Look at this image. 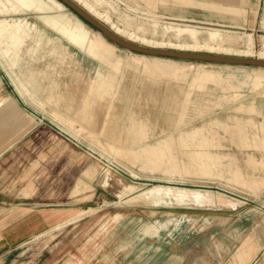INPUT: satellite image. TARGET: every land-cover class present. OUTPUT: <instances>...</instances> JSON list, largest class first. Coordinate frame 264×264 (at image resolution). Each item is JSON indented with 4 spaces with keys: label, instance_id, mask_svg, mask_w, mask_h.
Segmentation results:
<instances>
[{
    "label": "rangeland",
    "instance_id": "374dc122",
    "mask_svg": "<svg viewBox=\"0 0 264 264\" xmlns=\"http://www.w3.org/2000/svg\"><path fill=\"white\" fill-rule=\"evenodd\" d=\"M86 2L137 45L264 60V0ZM2 17L35 24L24 42L43 37L14 63L12 54L0 57V136L31 124L0 155L8 166L2 199L29 202L22 213L44 222L8 264H264V82L254 83L264 70L137 54L75 16L90 39L115 47L114 68L34 15ZM229 127L242 133L234 138Z\"/></svg>",
    "mask_w": 264,
    "mask_h": 264
},
{
    "label": "bare ground",
    "instance_id": "6f19581e",
    "mask_svg": "<svg viewBox=\"0 0 264 264\" xmlns=\"http://www.w3.org/2000/svg\"><path fill=\"white\" fill-rule=\"evenodd\" d=\"M72 1L74 3H76L78 6H80L82 9H84L88 14H90L96 20H98L101 23H103L104 25L108 26V28H110L114 33H116L120 37H123V38H125L131 42H136V40L133 39L134 37L132 38V35H130V36L124 35V32H121L118 29H116L111 23H109L107 18L100 16L96 12V10L86 2V0H72ZM63 7L64 6L56 0H0V15H6L9 13H12V14L29 13L31 15H34L36 17V19L41 24H43L47 29L51 30L56 35L62 37L64 40H66L69 44H71L75 48H77L79 50H83L88 55L99 60L102 63V65L103 64L108 65V64L112 63L114 68H117L118 61L114 58V54H113V48H115V47H111V48L107 47L106 45H104V41L96 35H93V38L90 39V31L88 29H86L85 24L83 22L79 21L70 12H63L62 11ZM34 26H35V24H31L28 21H26L25 19L8 20V19H6V17L0 18V47L2 45L5 46V48L3 50L0 48V57L2 58L4 55L5 56L7 55L6 57H8L9 55L12 54V55H14V58H15L14 61L12 62V63H14L16 61V57L18 56V54L20 52L21 46L24 43L25 38H27L28 33L31 31V29ZM177 32H179V31H177ZM188 33L192 36L195 34V32H193V31H189ZM125 34H126V32H125ZM142 44H145V43H142ZM172 49L174 51L177 50V51L181 52V51H189V50L194 51L197 48L194 46L193 47L173 46ZM212 50L213 49L210 48L208 52H212ZM2 54H3V56H2ZM260 58L264 59V53L260 55ZM257 60H259V59H257ZM11 67H9V68H11ZM11 69H8V70L10 71ZM258 69L264 70L261 68H258ZM102 78H104V76H103L101 70H98L97 71V78H96L97 84L101 81ZM16 82L17 81H15L13 83L15 85V88H17V90H18L19 87H17V85L15 84ZM263 82H264V76L255 77V79H254V83L256 86L261 85ZM18 91L22 95V91H20V90H18ZM236 126H238V125L236 124ZM229 128H228V130H229L230 136H233L234 138H235V136H238L242 133V130H241L242 128H240V127L238 129V132L236 129L237 127L235 128L236 131L232 130L234 128H230V129ZM198 134H199V130H194L190 133H186L185 138H192ZM157 148L158 147H156L155 149L158 150L159 148L158 149ZM146 151H148V150L146 149ZM144 152H145V148H144ZM156 152L158 153L161 151L158 150ZM157 153L153 152V154H157ZM139 154H138V156H139ZM160 154L161 153H159V155ZM140 157H142V156L140 155ZM147 157H148V155H147ZM147 157L145 156V158H147ZM197 157L198 158H196V159L199 160L198 163H201L203 165L204 159L202 158V156L198 155ZM152 158H158V156L153 155ZM137 159H138V157H137ZM155 161H157V160H155ZM250 161H251V159L249 160V164H250ZM252 161L254 163V158L252 159ZM152 162L153 161H151V163ZM146 164H147V162H146ZM154 164H156V163L154 162L153 165ZM154 166H156V165H154ZM157 167H159V166H157ZM202 192H204L207 197L210 196L213 199L214 198L217 199V201L219 199L222 200L224 202L225 206H235L234 202L225 200L221 194L215 196L211 191L202 190ZM143 194H145V192H142L140 195L144 196ZM211 198H209V199H211ZM197 199L199 200L201 198L198 197ZM203 200H204V198H203ZM208 201L210 202V204H212L210 200H208ZM152 202H157V201H152ZM178 202H181V201H178ZM201 202H203V201H201ZM219 202L220 201H218L217 204ZM219 204H221V202ZM199 205H201V204H199ZM246 250L248 251L249 248ZM246 253L243 252L242 250H239V252H237V255H236L237 260H240L244 255L248 254V253L247 254ZM243 259H244V257H243ZM243 259H241V260H243ZM246 259H245V261H246ZM239 262L240 261H238V263ZM246 263L247 262H245L244 264H246Z\"/></svg>",
    "mask_w": 264,
    "mask_h": 264
},
{
    "label": "crops",
    "instance_id": "0c3cea01",
    "mask_svg": "<svg viewBox=\"0 0 264 264\" xmlns=\"http://www.w3.org/2000/svg\"><path fill=\"white\" fill-rule=\"evenodd\" d=\"M28 35H29V33H28ZM37 37H38V39H36V40L33 37L28 38L23 43V45L21 46L20 51L22 50L23 47L26 46V43L29 40H32L33 42L36 41V44H34L33 48H27L26 50L32 51V52L34 50H37V48L39 47V44H40V42H42V38H43V37L41 38L40 34ZM58 37H60V36H58ZM60 38H62V37H60ZM64 41H66V40H64ZM66 43L68 45H70L71 47L75 48L74 46L69 44L67 41H66ZM46 44H52V39L46 38ZM75 49L78 50L79 52L83 53L84 55H86L91 60H95V61H97V63H99V61L97 59L88 55L83 50H79L77 48H75ZM54 50L55 49L52 48L51 51H53V53H54ZM97 71H98V68L96 69V75H97ZM95 80H96V78L94 79V81ZM94 81L89 85L86 94H84V96H83V103H85V104L88 100V96H89L90 90L92 89ZM51 89L57 91V97L56 98L58 100H64V101L66 100V98H64L60 95V90H59V86L57 83H54L51 86ZM52 99H53V97L50 96L49 100L51 101ZM69 101H72V99ZM28 123H27V127H25L24 121L22 120L21 123L19 125H17V126L21 127L19 130H17V131L13 130L10 134H5L3 136H0V155L13 144V142L17 136H19L25 129L30 128L31 124L29 123V125H30L29 126ZM7 173H8V166L5 164V161L2 160V156H0V207L1 206L5 207L4 226H2L0 224V264H8L7 260H9L10 257L13 255L12 253L21 249L22 244L24 243V240H26L30 236H33L34 234H38V232H40V231H37L39 225L44 224L43 221H40V224H39V222H38L39 217L38 216L33 215V216L29 217L28 216L29 212L22 213L23 206H28L29 202H6L5 199H2V195H4V193L7 191V186H8L7 185L8 183H6ZM14 206L16 207V209L13 208ZM9 207L11 208L10 210L8 209ZM18 207H21L20 211L18 210ZM55 223L56 222L54 221L53 224H55ZM30 230H33L32 231L33 233L30 234Z\"/></svg>",
    "mask_w": 264,
    "mask_h": 264
},
{
    "label": "water",
    "instance_id": "95a60500",
    "mask_svg": "<svg viewBox=\"0 0 264 264\" xmlns=\"http://www.w3.org/2000/svg\"><path fill=\"white\" fill-rule=\"evenodd\" d=\"M57 1L60 2L63 6L70 9L71 12L81 21L85 22L92 28L96 29L105 40L130 52H134L145 56H151V57L195 61V62L212 63V64L252 66V67L264 69L263 60L220 56V55H214L208 53L200 54V53H190V52H179L168 49L164 50V49L148 48L140 44L137 45L136 43L131 42L114 33L110 28L100 23V21L96 20L94 17L88 14L84 9H82L72 0H57Z\"/></svg>",
    "mask_w": 264,
    "mask_h": 264
}]
</instances>
